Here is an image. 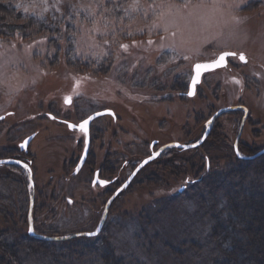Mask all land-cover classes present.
I'll list each match as a JSON object with an SVG mask.
<instances>
[{"label": "rangeland", "instance_id": "obj_1", "mask_svg": "<svg viewBox=\"0 0 264 264\" xmlns=\"http://www.w3.org/2000/svg\"><path fill=\"white\" fill-rule=\"evenodd\" d=\"M13 1L26 14L68 20L33 35L0 33V157L32 162L0 164V264L222 263L229 236L240 233L220 244L214 215L226 210L236 184L264 183L260 172L228 178L242 165L238 137L242 155L264 147V0H111L112 12L108 0ZM90 15L100 18L88 22ZM114 30L121 31L117 39L103 42ZM225 50L244 53L247 62L229 58L189 95L193 64ZM112 58V66L94 71ZM124 88L150 95L127 100ZM98 93L131 107L99 102ZM65 106L75 121L109 106L120 115L118 124L109 115L93 121L83 170L84 135L49 116H61ZM155 150L111 202L98 234L46 238L96 230L110 191ZM99 166L110 169L108 178L119 175L108 192L90 183Z\"/></svg>", "mask_w": 264, "mask_h": 264}, {"label": "trees", "instance_id": "obj_2", "mask_svg": "<svg viewBox=\"0 0 264 264\" xmlns=\"http://www.w3.org/2000/svg\"><path fill=\"white\" fill-rule=\"evenodd\" d=\"M108 1L110 2L109 11L112 12L117 5H113L111 0ZM86 17H90L88 22L100 18L98 16L94 18V15ZM67 20L65 17L52 16L51 19H47L26 14L15 5L13 0H0V33L5 31L10 34L17 29L25 30L24 34L31 32L30 34L33 35L32 33L37 30L64 28L67 26ZM119 31L114 30L112 36H109V33L103 35V42L108 38L110 41H115ZM113 61V58L106 62L105 60L98 61L93 69L101 71L103 64L112 66ZM238 161L237 164L242 165L234 168L233 174H230L228 178L239 176L241 180H244L245 177L248 178V174L264 173V153L255 159L254 157H239ZM256 179L246 182L241 187H237L239 184H236V187L233 186L227 197L228 207L220 214L216 212L217 214L214 215L213 232L218 240L223 239L224 236L228 238L229 233L237 230L240 233V236H229L231 238L229 239L230 248L226 251L223 249L226 257L220 264H264V183ZM231 181L232 179H229V182ZM42 242L46 244L45 240ZM218 242L221 244V240Z\"/></svg>", "mask_w": 264, "mask_h": 264}, {"label": "flooded vegetation", "instance_id": "obj_3", "mask_svg": "<svg viewBox=\"0 0 264 264\" xmlns=\"http://www.w3.org/2000/svg\"><path fill=\"white\" fill-rule=\"evenodd\" d=\"M225 51H227V50H225ZM230 51V50H229ZM231 51H234V50H231ZM235 53H236V55H238V57H239V55L241 54V53H237L236 51H234ZM229 59V58H228ZM228 63H229V61H228ZM228 63H227V65H228ZM226 65V66H227ZM223 67H225V66H222V67H218V68H216V69H214V70H217V69H219V68H223ZM192 69H193V72H194V64H193V67H192ZM212 71V70H211ZM207 72H209V71H207ZM207 72H205V73H207ZM204 73V74H205ZM203 74V75H204ZM193 76V75H192ZM203 77V76H202ZM192 78V77H191ZM191 81V80H190ZM201 81H202V79H201ZM200 81V82H201ZM199 82V83H200ZM199 83L197 84V86L199 85ZM197 86H196V88H195V91H194V93L193 94H195L196 92H197ZM190 89V82H189V88H188V90ZM121 93L122 94H124L125 95V97L127 98V100L128 99H130V100H137V101H140V102H143V101H147V99H145V97H148L149 95L147 94V95H145L144 94V91H138V90H132V89H125L124 88V90H122L121 91ZM182 93H186V92H182ZM99 94V93H98ZM188 94H189V91H188ZM192 94V95H193ZM101 95V93L99 94V95H95V97H94V99H96V100H98L99 102H108V101H111V100H114V101H116V100H118V99H120V100H122L123 101V103H125V105H127L128 107H131V104H129V102L128 101H124L123 99H122V97L121 96H117L116 94L113 96V98H112V96H110V97H107V96H100ZM189 95H191V94H189ZM73 97V96H72ZM68 98V97H67ZM67 98H66V102H67ZM74 101V100H73ZM148 101L149 102H151L152 100H150V99H148ZM68 107L67 106H65L64 108H62V114H61V116H59V115H57V113H49V116L51 117V118H53V117H55V119L54 120H57V121H59V123H62V124H66V126H67V128L68 129H75L76 130V132L78 133H82L83 135H84V141H83V138H82V140L80 139V144H83L84 143V146H83V150L85 151V149L87 150L86 151V154L84 155V157H83V159H82V163L81 164H78V168H80V167H82V170H83V168L86 166V164H87V162H88V160H89V157H90V147H91V134L89 135V133L91 132V129H92V123H93V121L96 119V118H99V117H101V116H111L112 117V120L113 121H115L114 123H119L120 122V115H119V113L117 112V110L115 109V107L114 106H109V107H106V108H102V109H100V110H103V109H110V110H112L113 112H114V114H111V113H107V114H104V115H100V116H98V117H95L93 120H91V122H90V124H89V127H88V129H87V131H82L81 130V128L79 127V125L86 119V118H88L92 113H94V112H96V111H99V110H96V111H94V112H92V113H90L89 115H87L86 117H84V118H82V119H80V120H78V121H75V119L74 118H71V116L70 115H64V111H66V109H67ZM78 109V108H77ZM47 114V113H46ZM82 120V121H81ZM72 125H75L76 127H71ZM35 135H36V133L35 134H32V138H31V140L29 141V143H28V145H30L31 144V141L34 139V137H35ZM31 136V135H30ZM81 136V135H80ZM207 136H208V133H207V135H206V137H205V139L207 138ZM204 139V140H205ZM79 141V140H78ZM152 141V140H151ZM239 141H240V137H238V139L236 140V142H237V145H239ZM24 142V141H23ZM23 142H22V144H23ZM159 141H158V139H154L153 141H152V147L156 144V143H158ZM174 142H176V141H173V142H171V143H169V144H172V145H175L174 144ZM179 142H181V141H179ZM181 143H183V142H181ZM197 143V142H196ZM196 143H194V145H196ZM183 144H188V143H183ZM200 144V143H199ZM199 144H197V145H199ZM27 145V146H28ZM193 145V144H192ZM27 146H26V148H27ZM167 145H164L163 147H161L160 148V150H163L165 147H166ZM181 147V146H180ZM22 148H25V147H22ZM154 148V147H153ZM159 151V150H158ZM83 152V151H82ZM153 154H155V157H156V150L155 151H152V152H150L148 155H146V157L147 156H150V155H153ZM154 157V158H155ZM0 158H15V159H18V160H21V162H25V164H26V167L27 168H29L31 165V163L32 162H30V159H27V161L25 160V161H23L21 158H18V157H0ZM145 158V157H144ZM143 158V159H144ZM142 159V160H143ZM141 160V161H142ZM78 161V160H77ZM140 161V162H141ZM30 162V163H29ZM139 162V163H140ZM14 163H17V162H14ZM76 163L77 162H75V164H74V166L76 165ZM138 163V164H139ZM2 164H5V163H2ZM126 164V163H125ZM137 164V165H138ZM136 165V166H137ZM91 166H94L93 164H91ZM136 166L134 167V169L136 168ZM107 167V166H106ZM105 167V168H106ZM143 168V167H142ZM141 168V169H142ZM109 169V168H108ZM134 169L132 170V172L134 171ZM140 169V170H141ZM110 170V169H109ZM109 170L108 171H106L105 172V170H104V167L103 166H99V167H94L93 168V171H92V175H91V184L93 185V188H95V187H97L98 188V190H99V188L100 189H102V187L104 188V191L106 190L105 189V187L107 186V188H109V186L110 185H112V184H115V182L117 181V179L119 178V175H117V177L116 176H113V178L114 179H112V177L111 178H108V177H106L105 175H104V172L105 173H108L109 172ZM139 170V171H140ZM138 171V172H139ZM131 172V173H132ZM130 173V174H131ZM129 177V176H128ZM128 177H127V179H128ZM126 179V180H127ZM126 180H124L121 184L120 183H118L117 184V186L114 188V190L113 191H110V188L107 190V192L108 191H110V195H109V197H108V200L111 198V196L115 193V192H117L118 190H120L117 194H116V196H118V194L122 191V189L124 188H122V186H123V184H124V182L126 181ZM99 181H105L106 183H104V184H101V183H99ZM100 185V186H99ZM121 185V186H120ZM34 188H35V186H34ZM36 192V191H35ZM115 196V197H116ZM114 197V198H115ZM114 200V199H113ZM108 202V201H107ZM106 202V203H107ZM106 205V204H105Z\"/></svg>", "mask_w": 264, "mask_h": 264}, {"label": "water", "instance_id": "obj_4", "mask_svg": "<svg viewBox=\"0 0 264 264\" xmlns=\"http://www.w3.org/2000/svg\"><path fill=\"white\" fill-rule=\"evenodd\" d=\"M227 51H229V50H227ZM230 51H231V50H230ZM231 52H234V51H231ZM220 54H222V52H221ZM220 54H219V55H220ZM241 54L244 55V53H241ZM219 55H218L215 59H213V60L197 61V62L194 63V72H193V76H192L191 81H190L189 94L192 95V94L194 93L195 88H196L197 84L201 81L203 74H204L205 72H207V71H203V70H202V71H201V74H200V76H199L198 82H196L195 85L193 86V80L196 78V69H195V65L198 64V63H200V64H204V63H212L213 61H215L216 59H218ZM244 56H245V55H244ZM245 57H246V56H245ZM246 60H247V58H246ZM216 68H218V67H216ZM216 68H214V69H216ZM220 111H222V110L220 109L219 112H220ZM107 113L114 114V112H113L112 110H110V109H103V110H99V111H96V112L92 113L88 118L85 119V120L88 121V124H87V126H86L87 129H88V127H89V124H90L91 120H93L95 117H98V116H100V115H104V114H107ZM4 116H5V114L0 115V117H2V118H3ZM214 116H216V115H214ZM85 120H84V121H85ZM211 120H212V119H211ZM84 121H83V122H84ZM83 122H82V123H83ZM82 123H81V124H82ZM81 124H80V125H81ZM32 137H33L32 135L29 136V137H27V138L24 140V142H23V144H22V147H26V146L28 145V143H29V141L31 140ZM205 137H206V135H204V137L202 138L201 141H203V140L205 139ZM201 141H200V142H201ZM200 142L196 143V145L199 144ZM174 144H176V145H178V146H181V147H183V148H188V147L191 146V144H183V143H181V142H174ZM237 146H238V145H237V142H236V144H235L236 152L239 151V149H238ZM263 152H264V147H263L261 150H259V151H258L256 154H254V155H242V154L239 152V155H238V156H240V157H254V156H256V155H258V154H260V153H263ZM154 157H155V154L150 155V156H147L146 158H144V159H143V160H142V161L136 166V168L134 169V171L129 175L128 179L124 182L122 188L125 187V186H127V185H129V184L131 183V181L134 179V177L136 176V174L138 173V171H139V170H140V169L146 164L145 161H147V163H148V162H149L150 160H152ZM14 162H17V163H18V162H19V163H23V162H21V160H18V159H15V158H0V164H2V163H14ZM183 188H184V187H182L181 190H182ZM120 190H121V189H120ZM120 190H118L117 192H115V193L111 196V198L108 200V202L106 203L105 214H104V216H103V218H102V220H101V222H100V224H99V226L97 227L96 230H94V231H79V232H74V233H72V234H70V235L63 236V237H61V236H56V237H46V238H47V239H65V240H66V239H69V238H75V237H79V236H92V235H96V234H98L99 231L101 230V228H102V226H103V224H104L106 218H107V215H108V212H109V208H110L111 202L113 201L114 197L116 196V194H117ZM29 233L32 234V235H34V236H39V235L35 232L34 227H33V224H30V226H29ZM90 233H91V235H90Z\"/></svg>", "mask_w": 264, "mask_h": 264}, {"label": "snow or ice", "instance_id": "obj_5", "mask_svg": "<svg viewBox=\"0 0 264 264\" xmlns=\"http://www.w3.org/2000/svg\"><path fill=\"white\" fill-rule=\"evenodd\" d=\"M190 2V0H189ZM173 36H175L176 34L173 33ZM149 43H153L152 41H149ZM221 44V46H226V42H219ZM122 48H124L125 50H127L128 45H121ZM236 53L235 52H231V51H223L222 54L219 55L218 59H216L215 61H213L212 63H204V64H196L195 65V69H196V78L193 80V86L195 85L196 82H198L199 76L201 74V71H211L214 70V68L216 67H222V66H226L228 63V58H232L235 57ZM185 59H187V57H185ZM239 59L243 62H247L246 61V57L243 54L239 55ZM71 97L67 98V102L71 103ZM0 119H2V117H0ZM53 119H55V117H53ZM87 124L88 121L85 120L81 125H79V127L81 128L82 131H87ZM71 127H76L75 125H72ZM159 153H157L158 155ZM237 154L239 155V151L237 152ZM145 163H147V161H145ZM99 183L104 184L106 183L105 181H99ZM91 235V233H90Z\"/></svg>", "mask_w": 264, "mask_h": 264}]
</instances>
